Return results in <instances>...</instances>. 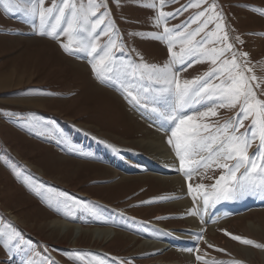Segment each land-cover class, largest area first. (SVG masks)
<instances>
[{
  "label": "rangeland",
  "instance_id": "374dc122",
  "mask_svg": "<svg viewBox=\"0 0 264 264\" xmlns=\"http://www.w3.org/2000/svg\"><path fill=\"white\" fill-rule=\"evenodd\" d=\"M55 2L60 4V0ZM74 2L78 7L83 4L87 10L88 0ZM95 2L104 5L97 9L98 13L107 11L104 27L111 25L115 29L118 47L122 42L123 54L117 53V68L129 72L131 69L125 67L129 64L143 62L159 66L170 62L167 39L157 40L147 35L162 33L164 23L169 28L187 24L197 13L208 9L205 17L190 25L195 29L207 16L222 14V20L213 19L196 39L218 31L215 25L220 23L219 35L227 32V42L234 45L233 51L248 53L246 64L238 55V63L242 65L239 70L246 76L257 77L256 81H250L257 98L264 93V0H203L199 7H187L159 26L155 21L160 11L171 13L197 0H167L163 6L159 0ZM153 2L156 8L147 6ZM52 4L53 0H45L44 6ZM61 27H66V21ZM40 30L38 18L33 21L22 12H6L0 6V228L15 230L23 242L21 247H15L17 241H13L10 249L0 242V264H17L19 259L24 264H233L237 261L264 264V247L252 246L254 254L251 249L239 251L236 249L239 242L229 235L231 231L264 245V229L259 227L262 224L264 228V210L258 208L254 213L251 208L249 212L244 211L245 214L237 213L212 226L205 225V216L196 214V220L205 227L199 230L202 238L199 235L187 239L185 230L188 232L195 227L187 219L188 214L183 216L187 207L180 209L179 206L187 198L184 194L190 191L189 184L191 191L203 196L204 192L213 191L212 186L221 175L228 173L211 160L207 167L197 166L190 176L179 170L175 143H169L175 124L172 122L163 128L157 118L159 112L173 114L170 112L173 101L163 106L153 103L158 99V89L152 87L145 93L143 89L149 87L150 82L146 77L140 79L139 74L134 80L120 78L111 83L102 82L93 72L92 57L87 52L70 54L61 47V43L68 42L67 36L57 35L54 39L39 35ZM107 40V36H101L97 42L103 44ZM216 40L209 35L204 46L222 47ZM182 46L174 42L173 51L179 52ZM225 58L231 60V53L221 59ZM214 67L207 57L197 56L196 62L179 71V79L183 82L206 76ZM247 68L252 71L248 72ZM223 78L212 79L209 86L220 83ZM129 91L139 102L128 96ZM210 107H213L211 102L194 105L183 114L204 112ZM239 109V104L216 106V116L198 117L199 124L208 125V131L201 129L200 135H222L217 130L232 121ZM33 122L39 125L33 127ZM251 122V116L245 119L239 132L243 133ZM160 131L166 141L164 147L156 137ZM231 131L229 129V133ZM258 148L264 152L257 137L248 148L249 155H257ZM108 154L113 160L107 162ZM208 156L207 147H203L191 159ZM148 157L168 166L160 172L161 168L147 162ZM128 162L132 167L128 171L119 166ZM243 172L242 167L237 176ZM176 175L182 177L180 182L170 179ZM197 185L204 187L199 189ZM189 200L194 210V199ZM254 206L259 207V204ZM122 217L126 222L118 227ZM58 219L71 222L73 226L66 230L57 228L53 221ZM252 219L256 227L250 228ZM153 223L177 237L193 240V244L184 250L164 252H161L164 245L145 244L146 240L158 239ZM76 226L83 228L78 237L73 229ZM96 227H113L118 233L108 242H102L92 232ZM205 230L211 242L205 237ZM195 253L203 259H194Z\"/></svg>",
  "mask_w": 264,
  "mask_h": 264
},
{
  "label": "snow or ice",
  "instance_id": "6c2138e0",
  "mask_svg": "<svg viewBox=\"0 0 264 264\" xmlns=\"http://www.w3.org/2000/svg\"><path fill=\"white\" fill-rule=\"evenodd\" d=\"M166 2L167 0H159L160 6L165 5ZM202 2L203 0H197L195 4L189 3L186 6H181L171 13L160 11L155 21L156 25L159 26L168 18H174L187 10V7H199ZM44 5L45 0H0V6L6 12L19 11L24 13L26 17L33 18V21L38 18L41 29L38 32L39 35L51 36L54 39L57 38V35L67 36L68 42L61 43V47L66 52L70 54L87 52L92 57L90 61L92 70L102 82L111 83L120 78L134 80L139 74L140 79L146 77L147 81L150 82V86L143 89L145 93L150 92L152 87L158 89V99L154 100L153 103L163 106L172 100L173 105L170 112L173 114L168 118L175 124V127L171 131L169 143L172 144L174 138L175 151L180 161L179 170L183 171L186 176H190L192 172L196 171L197 166L207 167L209 166L208 161L211 160L217 167L226 169L228 173L227 176L221 175L217 179L216 184L212 186L213 191L211 193H203L205 205L220 200L237 199L251 193L264 196V152H260L258 148L257 155H249L248 153L251 142L257 137L260 146L264 147V100L257 98V93L250 83V81H256L257 77L255 75L246 76L244 71H240L242 65L238 63L237 58L238 55L243 57L246 64L248 53L233 51L234 45L227 42V32L219 35V31L222 30L220 23L215 25L218 31L210 34L205 33L201 39H196L213 19L222 20V14L216 13L215 17L207 16L195 29H191L190 25L198 23L200 17H205V12L209 11L208 9L197 13L187 24L169 28L164 23L162 33H148L147 35L157 40L167 39L168 51L171 56L170 62L159 66L143 62L135 65L129 64L125 66L126 69H131L129 72L117 68L119 62L117 53L123 54V45L121 42V46L118 47V37L111 25L104 27L107 11L101 13L97 11L104 6L102 2L96 3L95 0H88L87 10L84 9L83 4L78 7L74 0H60V4L53 0L51 6L45 7ZM147 6L157 7L155 2ZM53 19L55 22L51 23ZM65 21L66 27H61L62 22ZM46 25L48 29H46ZM129 35H133V33ZM135 35L142 34L136 33ZM209 35L215 36L216 42L223 46L206 48L204 45L208 43ZM101 36L108 37L107 43L97 42ZM235 39L239 40V37H235ZM177 41L183 46L179 52H174L173 45ZM227 53H231L232 59H221ZM197 56L207 57L215 67L206 76L181 82L179 71H183L185 67H190L192 63L196 62ZM247 71L251 72L252 69L247 68ZM220 77H224L220 83L209 86L212 79ZM128 96L137 100L131 91L128 92ZM137 102L139 101L137 100ZM147 102L145 99V103ZM205 102H211L213 107L204 112L183 114L184 110L191 111L194 105H203ZM238 104L240 109L233 120L226 122L222 128L217 130L222 135L203 137L200 135L201 129L208 131V125L199 124L197 122L198 117L216 116L217 113L214 110L216 106L235 107ZM250 116L252 117L251 124L243 133H240L239 129L244 127L243 121ZM38 125L39 122H33V127ZM229 129L232 130L230 133ZM203 147H207L209 156L201 157L200 160L191 159ZM221 160L232 163H221ZM258 160L261 163L258 164ZM242 167L244 172L237 176ZM254 176H260L262 179L257 182ZM203 187L204 185H197L199 189ZM189 189L192 190L191 184H189ZM64 206L71 208L67 203H64ZM19 238L20 234L15 230L5 231L0 228V242L6 249L13 247V241H17L15 247H21L23 242ZM232 239L245 245L264 247V245H259L255 241L241 236H232ZM220 251L223 250L220 249ZM201 259L203 258L197 256V260ZM233 264H240V262H233Z\"/></svg>",
  "mask_w": 264,
  "mask_h": 264
},
{
  "label": "bare ground",
  "instance_id": "6f19581e",
  "mask_svg": "<svg viewBox=\"0 0 264 264\" xmlns=\"http://www.w3.org/2000/svg\"><path fill=\"white\" fill-rule=\"evenodd\" d=\"M97 90V89H96ZM100 90V89H99ZM184 111H186V110H184ZM154 115V114H153ZM157 117H158V119L162 122V123H164L166 126H168V124H170V123H172V121L164 114V113H158L157 114ZM161 132V131H160ZM156 137L157 138H159V141H161V145L163 146V145H165L166 146V141H164V134H162V132L161 133H157L156 134ZM175 143V142H174ZM160 145V146H161ZM164 147V146H163ZM160 149V148H159ZM165 150V149H164ZM166 151V150H165ZM160 153V152H159ZM161 155V154H160ZM148 156V155H147ZM146 156V157H147ZM159 156V155H158ZM156 157V156H155ZM160 157V156H159ZM145 158V157H144ZM143 158V159H144ZM142 159V160H143ZM201 159V158H200ZM199 159V160H200ZM111 160H113V157H112V155H110V154H108L107 156H106V159H105V161H111ZM145 160H146V158H145ZM148 161L147 162H153V165H157L159 168H164V167H167L168 166V163H164L163 162V164H159L158 162H157V160L154 162V161H152V160H154V159H147ZM170 161V160H169ZM168 161V162H169ZM160 162H162V160L160 161ZM152 164V163H151ZM119 166H121V167H123L124 169H125V171H127V170H129V169H131L132 167L130 166V164H128V163H120V165ZM171 169L173 170V168L171 167ZM25 170V169H24ZM164 169H162L160 172H162ZM200 170V169H199ZM157 171V170H156ZM159 172V171H158ZM174 172H176V171H174ZM169 175V174H168ZM175 175V174H174ZM182 175V174H181ZM167 178V177H166ZM164 179V178H163ZM171 180H173V181H181V179H182V177H180V176H172L171 178H170ZM256 180H257V182H259V180L260 179H262L260 176H258L257 178H255ZM170 180V181H171ZM178 183V182H177ZM28 187H30V185H28ZM184 195H187V198H184L181 202H180V209H184V208H186L183 212L185 213V215H189L188 217H187V219L190 221V222H192L193 224L192 225H194V227H195V229L194 230H191V231H188L189 233H191V234H188V236H187V239H195L197 236H199V230L200 229H205V227L203 226V224L202 223H200L199 221H197L196 220V218H195V215L197 214V215H199L200 216V214H201V216H205L206 217V219H207V221H206V224L205 225H210V226H212V224L211 223H213L212 222V220H211V218H212V214L214 213V211L216 210V207L217 206H220V205H222V203H224L225 201L226 202H228V203H230V205L233 207V212H234V215H236V213H243V214H245L244 213V211H248L249 212V210L251 209V207L253 206V204H259V207H264V196H262V195H260V194H257V193H251V194H245V195H243V196H240L239 198H237V199H233V200H220V201H216V202H210L208 205H205V203H204V198L201 196V195H199L197 192H192V191H189V192H187L186 194H184ZM184 195H182V196H184ZM190 197H192L193 199H194V205H195V209L193 210V208L190 206V200H189V198ZM200 203H202V204H200ZM191 208V209H190ZM257 212H259V211H257ZM191 213V214H190ZM247 213V212H246ZM254 213V212H253ZM251 213H248V215H250ZM194 216V217H193ZM245 217V216H244ZM199 218V217H198ZM203 218V217H202ZM177 219H179V218H176V220ZM226 218H224V219H222V220H225ZM185 221V220H184ZM54 222V224H55V227H59L60 229H62L63 228V230H66V229H69V228H71L73 225H72V223L71 222H68V221H64V220H62V219H58V220H54L53 221ZM126 221H125V218H123L122 217V220H120L119 221V223L117 224V226L119 227V226H121V225H123L124 223H125ZM221 222V221H220ZM250 223H249V225H250V228H251V226L253 225V227H256V225H255V220L253 221V219L252 220H250L249 221ZM190 224V223H189ZM215 224V223H214ZM213 224V225H214ZM255 225V226H254ZM161 226V225H160ZM186 226H188V227H191V226H189V225H186ZM127 227V226H126ZM154 227H155V229H156V231L158 232L157 233V235H158V237H159V239L160 240H162V241H155V240H146L144 243L145 244H150L151 246H157V245H155V244H160V245H158V246H161V245H164V247H163V250L161 251V252H164V251H166V250H170L171 249V247H173V249H181V250H184L187 246H189V244H192V242H193V240L192 241H187L185 238H181V237H177L176 235H174L173 233H171V231L170 232H168V231H163V229L162 228H160V227H158L157 225H154ZM162 227V226H161ZM258 227V226H257ZM259 227L260 228H262V229H264L263 228V226H262V224L260 225L259 224ZM129 228H130V226H129ZM164 228V227H163ZM216 228V227H215ZM74 230H75V236L76 237H78L82 232H83V228H82V226L80 227V226H76L75 228H73ZM165 229V228H164ZM255 230V229H254ZM94 231V236L96 237V239L97 240H100V241H106V242H108L110 239H112L113 238V234L116 232V234L118 233V229H116V228H113V227H109V228H104V229H102V228H97L96 227V229H92V232ZM122 232V231H121ZM88 233V232H87ZM127 233V232H126ZM186 235V234H185ZM204 235H205V237L207 238V237H209V235H208V233L206 232V230L204 231ZM117 236V235H116ZM182 236H184V235H182ZM201 236V235H200ZM239 236V235H238ZM138 237V236H137ZM137 237H135V238H137ZM198 238V237H197ZM115 239V238H114ZM149 239V238H148ZM151 239V238H150ZM208 239V238H207ZM206 239V240H207ZM209 241V240H208ZM207 241V242H208ZM196 242V241H195ZM194 242V243H195ZM210 243V242H209ZM196 244V243H195ZM218 246V245H217ZM232 246V245H231ZM249 246V245H248ZM253 246V245H252ZM252 246H250V247H246L245 245H237V247H236V249L237 250H239V251H243V250H252V253L254 254V249H252L251 247ZM195 248V247H194ZM253 248H254V246H253ZM233 249H235V248H233ZM193 250V249H192ZM160 251V250H159ZM188 251V250H187ZM190 251V250H189ZM160 252V253H161ZM195 252V251H194ZM262 253H264V252H262ZM261 253V254H262ZM190 254V253H189ZM237 254H238V252H237ZM163 256H165V254L163 255ZM199 256H200V254H199ZM194 258H195V256H194ZM194 260V259H193ZM192 260V261H193ZM205 260H207V259H205ZM210 261V260H209ZM161 263V262H160ZM172 263H174V262H172ZM224 263V262H223ZM17 264H24V262L21 260V259H19L18 260V263ZM155 264H158V263H155ZM165 264V263H164ZM168 264H170V263H168ZM175 264V263H174ZM178 264H181V262H178ZM199 264V263H198Z\"/></svg>",
  "mask_w": 264,
  "mask_h": 264
}]
</instances>
